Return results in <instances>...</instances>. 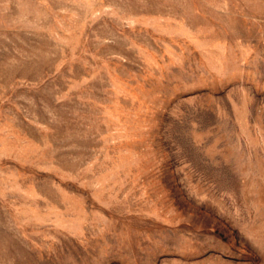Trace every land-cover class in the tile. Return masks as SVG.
Instances as JSON below:
<instances>
[{
	"label": "rangeland",
	"instance_id": "374dc122",
	"mask_svg": "<svg viewBox=\"0 0 264 264\" xmlns=\"http://www.w3.org/2000/svg\"><path fill=\"white\" fill-rule=\"evenodd\" d=\"M0 264H264V0H0Z\"/></svg>",
	"mask_w": 264,
	"mask_h": 264
}]
</instances>
